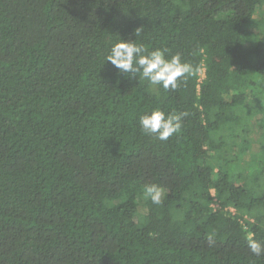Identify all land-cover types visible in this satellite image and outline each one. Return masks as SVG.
<instances>
[{"label":"trees","instance_id":"obj_1","mask_svg":"<svg viewBox=\"0 0 264 264\" xmlns=\"http://www.w3.org/2000/svg\"><path fill=\"white\" fill-rule=\"evenodd\" d=\"M261 7L0 0V264H264L247 246L264 245V132L251 143L241 119L258 101L264 129ZM120 38L195 74L165 90L119 73ZM152 109L187 113L181 131L145 135Z\"/></svg>","mask_w":264,"mask_h":264},{"label":"clouds","instance_id":"obj_2","mask_svg":"<svg viewBox=\"0 0 264 264\" xmlns=\"http://www.w3.org/2000/svg\"><path fill=\"white\" fill-rule=\"evenodd\" d=\"M140 28L135 30L139 34ZM167 49H147L136 40L119 39L109 49L105 61L110 62L119 73L133 78H142L151 85H158L165 90H175L179 82L195 74L193 66L182 60L177 53L168 55ZM181 113H165L160 109H152L139 117L141 131L157 140L167 141L171 136L181 131L183 118ZM162 186L151 183L143 185V196L152 204L159 205L163 201ZM211 241V237H209ZM247 246L255 256L264 255V245L259 243L251 234L247 237Z\"/></svg>","mask_w":264,"mask_h":264},{"label":"rangeland","instance_id":"obj_3","mask_svg":"<svg viewBox=\"0 0 264 264\" xmlns=\"http://www.w3.org/2000/svg\"><path fill=\"white\" fill-rule=\"evenodd\" d=\"M255 18H263L264 19V7H261V9L259 11H257ZM200 76L203 77L204 76V72L203 70L200 71ZM264 104V101H263ZM260 103L258 101L253 102V101H247L246 102V107H245V111L242 113L241 118L242 119V123L246 124V127L248 129V133H247V139L248 141H250L253 144H259L262 142V137H263V132L264 129L261 127V124L258 122L259 120H257L258 118L255 116H252L253 112L256 110L257 107H259ZM263 117H264V111H263ZM231 153H235V151L231 152ZM262 158L259 160L261 161ZM264 161L259 162L260 164H262ZM242 167V165H241ZM255 167L258 168L259 164H255ZM243 168H245L243 166Z\"/></svg>","mask_w":264,"mask_h":264},{"label":"built area","instance_id":"obj_4","mask_svg":"<svg viewBox=\"0 0 264 264\" xmlns=\"http://www.w3.org/2000/svg\"><path fill=\"white\" fill-rule=\"evenodd\" d=\"M213 207H214V208H217V205H216V204H213Z\"/></svg>","mask_w":264,"mask_h":264}]
</instances>
